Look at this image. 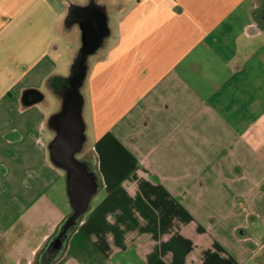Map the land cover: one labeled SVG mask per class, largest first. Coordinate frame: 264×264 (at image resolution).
<instances>
[{
	"label": "crops",
	"instance_id": "crops-1",
	"mask_svg": "<svg viewBox=\"0 0 264 264\" xmlns=\"http://www.w3.org/2000/svg\"><path fill=\"white\" fill-rule=\"evenodd\" d=\"M121 1L114 24L101 4L107 36L84 79L82 150L104 186L47 264H264V0ZM58 10L0 0V168L16 174L0 170V264H40L71 208L48 195L66 188L62 169L16 185L45 166L41 87L65 77Z\"/></svg>",
	"mask_w": 264,
	"mask_h": 264
},
{
	"label": "water",
	"instance_id": "water-1",
	"mask_svg": "<svg viewBox=\"0 0 264 264\" xmlns=\"http://www.w3.org/2000/svg\"><path fill=\"white\" fill-rule=\"evenodd\" d=\"M66 21L78 24L81 33V47L71 72L66 78L65 94L61 109L51 116L54 138L48 145L52 163L65 171L66 195L72 212L65 218L58 233L53 238L54 255L63 247L78 219L88 210L90 202L99 186L90 165L76 156L85 141V124L82 118L83 97L78 87L82 85L87 70V61L107 36V17L102 6L91 0L85 6L70 4ZM33 91H27V94ZM40 97V96H39ZM39 97L32 98V102Z\"/></svg>",
	"mask_w": 264,
	"mask_h": 264
},
{
	"label": "rangeland",
	"instance_id": "rangeland-1",
	"mask_svg": "<svg viewBox=\"0 0 264 264\" xmlns=\"http://www.w3.org/2000/svg\"><path fill=\"white\" fill-rule=\"evenodd\" d=\"M88 1L89 0H53V2H55V4H56L57 8L59 9L58 14L60 12V14L62 16L59 24L61 26V33H62V37L64 40L63 41L64 44L62 43V45H61V50L55 55L56 61L58 63V68H57L56 72L59 74V76L63 75L65 77L60 76V78H58L57 75H51L45 80L44 84L41 87V90H42L41 92L44 94V98H43V101L38 104V108H40L38 110V112H39V116L41 119H40L38 136L35 138V140H36V143L39 145V148L41 149L40 156H42L41 160L43 159L42 161L44 162L45 166L39 167V168L34 169L31 172L27 173L24 176L23 183L17 181L16 185H17L18 189H21L20 187L23 188L25 185L30 187L31 181L34 179L35 175L39 174L44 179H46V178H49V176H52V174L54 172H62V171H60V168L54 166L51 163L50 158H49L48 147H47L49 141L46 142V138L49 136V132L51 131L52 126L50 124L51 123V121H50L51 115L47 116V113H49V111H51V110H54L55 113H58L60 111L61 104H62V98H63L65 91H66L65 90L66 78L69 76V74L71 72L70 67H72V65L74 64L75 59H76L77 54H78V51L81 47V41H80L81 33H80V29L78 27V24H76L75 22H72V21L71 22L66 21V17L68 15V8H69L70 4H74V5H78V6H83V5L85 6L86 4L89 3ZM94 2L96 5H98V3H99L100 6H101V4L107 5L106 6V12H108V15L111 18L112 24L117 22V19H116L117 18L116 16L118 15V12H117L118 7L117 6L121 5V2H122L121 0H94ZM254 2L258 7L259 0H254ZM91 59H93V57ZM84 88H85V86H84V82H83L82 85L78 87L79 94L82 97H84ZM18 111H20V112H25V111L31 112V111H36V109H34V108L32 109V105L29 106V105H25L24 103L20 102L18 104ZM83 112H84V108L82 106V115H83ZM11 121L15 122L14 119H12ZM76 157L79 160L86 161L90 165L89 166L90 170L94 173V175L97 179V182H98V186H99L98 190L103 188L104 184L102 183L100 174L98 173L97 168L95 166L96 160H95V155H94L93 151L87 150L86 146H84L83 150L79 154H77ZM19 162L20 161H13V165L15 166ZM9 167H13V166H8V170H7V168H0V170L1 171L3 169L6 170L4 175L6 176L7 179H11V178L15 179L16 174L12 173L11 171H13V168L11 169ZM64 172H63V174H64ZM46 180H49V179H46ZM140 185H141V183H139V182H135V183H131V184L126 183L125 187H123V189L124 190H139V189H141ZM65 191H66V188H65V184H64L63 179L62 180L58 179L53 183L52 187L50 188V190L48 192L49 197L51 199H53L58 204V206L63 209V211H67V209H68L67 206L69 204L68 197H67ZM94 200L91 201V206L94 205ZM23 203H24L23 207L28 206V205H26L25 202H23ZM71 212H72V208H70V211L64 216V219H62V221H61L62 223H63V220H65V218L71 214ZM61 222H60V226L62 224ZM78 224H79V219H78L75 227L73 228V230L78 229ZM57 229L59 230V227ZM57 229L55 231V234L58 233ZM7 232H10V231L8 230ZM52 241L53 240H51V238H50L48 240L47 245L51 246ZM68 244H70V243H68ZM47 245L43 247L42 252H40V254L38 255L39 259L36 258V260H38V262L40 264H42V262H40V260H41L40 258H42V256L44 255V252L46 251V249H48ZM64 250H65L64 247H60L59 251H57L58 252L56 254L57 256L55 255L56 258L60 257L62 255H65L66 250H65V252H64ZM56 258H52L49 261V263L52 261H55ZM58 264H63V263L59 262Z\"/></svg>",
	"mask_w": 264,
	"mask_h": 264
},
{
	"label": "flooded vegetation",
	"instance_id": "flooded-vegetation-1",
	"mask_svg": "<svg viewBox=\"0 0 264 264\" xmlns=\"http://www.w3.org/2000/svg\"><path fill=\"white\" fill-rule=\"evenodd\" d=\"M53 247H54V244L51 242V246H49L48 249H46V251L44 252V255L42 256V258H40L41 259L40 262H42V264H47L52 259L54 255Z\"/></svg>",
	"mask_w": 264,
	"mask_h": 264
}]
</instances>
